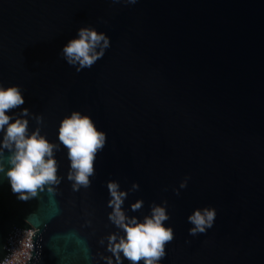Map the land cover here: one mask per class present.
I'll return each mask as SVG.
<instances>
[{"label": "water", "instance_id": "water-1", "mask_svg": "<svg viewBox=\"0 0 264 264\" xmlns=\"http://www.w3.org/2000/svg\"><path fill=\"white\" fill-rule=\"evenodd\" d=\"M81 27L110 47L77 72L62 49ZM11 85L29 132L60 144V121L79 111L106 143L79 191L63 145L61 183L27 201L0 172V264L26 229L22 264H107L106 238L123 235L108 220L109 181L141 221L167 202L174 239L158 264H264V0H0V86ZM205 207L215 209L212 227L190 235L187 217Z\"/></svg>", "mask_w": 264, "mask_h": 264}, {"label": "clouds", "instance_id": "clouds-1", "mask_svg": "<svg viewBox=\"0 0 264 264\" xmlns=\"http://www.w3.org/2000/svg\"><path fill=\"white\" fill-rule=\"evenodd\" d=\"M129 2L135 3V0ZM108 47L110 38L105 33L92 27H81L77 30V37L63 46L62 57L80 72L91 68ZM24 103L20 86H0V160L4 150H7L10 165L5 171L3 163H0V172L8 178L12 192L19 200L27 201L36 196L37 190L59 185L61 177L57 175L55 152L59 151L60 145L67 150L69 171L66 178L71 182L72 190L90 187V177L95 175L94 161L105 146L106 133L98 130L88 115L72 111L59 123L57 138L60 144L51 143L41 135L39 127L29 132V121L25 117L31 114L27 108L21 107ZM18 108L21 110L16 114L14 110ZM34 118L37 124L41 123L39 115ZM185 186L186 180L180 183V188ZM137 189L138 185L133 183L129 191ZM107 190L110 195L107 206L112 209L108 220L123 232V235L111 233L106 238L107 251L112 254L107 258V264H113V258L115 264H122L121 255L130 264H139L140 261L143 264H158L165 256V245L174 239L173 229L164 226L169 219L167 202H163L164 206L150 205V215L144 216L141 221L126 214L123 204L128 192L121 190L118 182H107ZM143 203V200H136L130 205L131 211L140 210ZM215 215V209L210 207L194 209L187 217L193 225L188 230L189 234L204 233L212 227Z\"/></svg>", "mask_w": 264, "mask_h": 264}, {"label": "built area", "instance_id": "built-area-1", "mask_svg": "<svg viewBox=\"0 0 264 264\" xmlns=\"http://www.w3.org/2000/svg\"><path fill=\"white\" fill-rule=\"evenodd\" d=\"M32 232L29 229H26L24 234L18 235L16 239L13 240V245L11 247L10 257L3 264H22L27 252L25 248Z\"/></svg>", "mask_w": 264, "mask_h": 264}]
</instances>
